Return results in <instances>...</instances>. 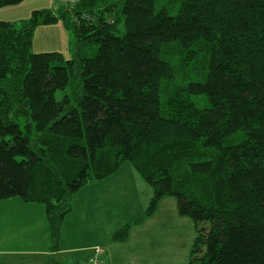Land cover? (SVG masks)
<instances>
[{
	"label": "trees",
	"instance_id": "16d2710c",
	"mask_svg": "<svg viewBox=\"0 0 264 264\" xmlns=\"http://www.w3.org/2000/svg\"><path fill=\"white\" fill-rule=\"evenodd\" d=\"M58 23L70 58L33 52ZM0 139V202L42 205L52 252L86 185L135 177L148 204L110 242L173 198L188 264H264V0H78L0 21Z\"/></svg>",
	"mask_w": 264,
	"mask_h": 264
},
{
	"label": "crops",
	"instance_id": "0c3cea01",
	"mask_svg": "<svg viewBox=\"0 0 264 264\" xmlns=\"http://www.w3.org/2000/svg\"><path fill=\"white\" fill-rule=\"evenodd\" d=\"M118 179L112 180L116 182ZM124 179H126L134 189L127 193L128 201L121 205L114 204V197H109V203L104 205L96 204L98 200L96 201L95 186L105 181L97 184H88L80 191L83 199L82 205L80 204L77 208L75 207L74 202L78 197L77 195L73 201V210L71 214H69L63 222L60 250L56 252L50 250V236L44 207L29 206L35 204L25 203L20 213L24 215L28 209L27 217L31 218L36 229L34 233L24 236L19 233L20 240L17 242L13 241L14 239H6L8 234L13 233V231L6 229L4 224V229L2 230L0 228V264H47L50 257H52L57 264H87L91 255V248L96 245H104L106 247L107 264L148 263V256H151L148 255V251L150 253H152V251L151 247H147L146 242L148 238L144 232L153 219L157 217L158 213L162 212V203L168 200L163 199L159 204L157 212L141 226L132 228L126 242H110V237L113 232L124 224L132 222L136 216L146 208L151 194L149 190L145 191L144 188L139 185L135 177L132 179ZM132 184H134V186ZM140 194L147 195L142 199L141 209L135 213L133 212L131 217H126L132 202V210H138L136 207ZM7 201H9V199L1 202ZM3 208L5 209V207ZM76 213L78 215L77 217L75 216ZM7 217L8 214L6 215V218ZM0 218H3L1 210ZM123 218H126L125 221H123ZM107 229L108 231L105 235ZM100 232L101 236H99ZM84 237L92 239L85 244L83 242Z\"/></svg>",
	"mask_w": 264,
	"mask_h": 264
},
{
	"label": "rangeland",
	"instance_id": "374dc122",
	"mask_svg": "<svg viewBox=\"0 0 264 264\" xmlns=\"http://www.w3.org/2000/svg\"><path fill=\"white\" fill-rule=\"evenodd\" d=\"M57 5L58 3L56 0H23L18 5L0 8V21L17 23L20 20L28 19L33 10H53ZM72 49V36L69 31L63 28L61 23L52 26H41L36 29L32 45L33 52H61L67 59H69ZM69 92L70 89L68 88L66 93ZM64 93L65 92L57 91L55 98L60 100ZM125 166L126 167H124L123 170L131 168L129 164H125ZM105 182L95 186L96 201L98 200L96 203L97 205L109 203V197H114L113 202L115 205H121L128 201L127 193L133 191V188L131 186L129 188L128 186H125L126 184L130 185L126 179L121 178L116 182L113 180L108 181L107 183ZM138 183L145 191L150 190L140 178L138 179ZM77 195L78 197L76 199L74 198V205L76 208L78 205H82L83 202L82 193L79 192ZM146 196V194H140L138 205L136 207L138 210L136 211L132 210V202L126 217H131L133 212L135 213L141 209L142 199ZM24 204L25 203L16 198L9 199L7 202H0V210L2 211L4 218H0V228L3 230L5 224L6 229L13 231V233L8 234L6 238L7 240L14 239L13 241L18 242L20 240L19 233L24 236L26 234L34 233L36 229L31 218L27 217L28 209L24 215L20 213ZM29 206L43 208L42 205L38 204ZM3 207H5V209ZM161 208L162 212L158 213L157 217L153 219L144 232L148 238L146 242L147 247H151L152 251V253L148 251V255H151L148 256L149 262H137L134 264H188L190 261L191 246L195 238V232L191 221L186 218H184V221L178 220L179 217L176 212V202L173 198H168V201L162 203ZM7 214L8 217L6 218ZM75 216H78L77 213ZM125 219L126 218H123V221H125ZM107 231L108 229L105 231V235ZM99 236H101V232L99 233ZM91 239L92 238L84 237L83 242L87 244ZM91 251H93V247L91 248Z\"/></svg>",
	"mask_w": 264,
	"mask_h": 264
},
{
	"label": "built area",
	"instance_id": "2783aa9c",
	"mask_svg": "<svg viewBox=\"0 0 264 264\" xmlns=\"http://www.w3.org/2000/svg\"><path fill=\"white\" fill-rule=\"evenodd\" d=\"M77 1L78 0H57L58 4L63 6L67 11L73 10V6L76 4ZM79 17L81 19H84L85 15L81 14ZM104 253H105V249L103 247L100 246L93 247V256L89 258L87 264H103Z\"/></svg>",
	"mask_w": 264,
	"mask_h": 264
}]
</instances>
